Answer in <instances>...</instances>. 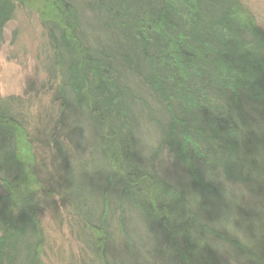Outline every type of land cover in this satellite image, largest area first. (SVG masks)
<instances>
[{"label": "trees", "instance_id": "trees-1", "mask_svg": "<svg viewBox=\"0 0 264 264\" xmlns=\"http://www.w3.org/2000/svg\"><path fill=\"white\" fill-rule=\"evenodd\" d=\"M21 8L57 109L45 158L31 84L0 98V264H47V208L85 245L78 264H264V28L248 4L0 0V43Z\"/></svg>", "mask_w": 264, "mask_h": 264}, {"label": "rangeland", "instance_id": "rangeland-1", "mask_svg": "<svg viewBox=\"0 0 264 264\" xmlns=\"http://www.w3.org/2000/svg\"><path fill=\"white\" fill-rule=\"evenodd\" d=\"M256 14L264 28V0H243ZM41 25L35 13L21 8L17 16L8 23L5 41L0 43V98L10 95H24L29 85L33 87V121L31 130L40 138V153L48 157L44 140L47 131L54 124L55 109L52 92L41 87V73H38L37 55L41 45ZM46 128V129H45ZM44 137V138H43ZM42 144V145H41ZM60 220L56 210L47 208L43 215L46 235L45 260L47 264H78L90 260L85 245L71 232L64 214ZM127 256L122 264H151L139 257ZM78 262V263H77ZM90 262V261H89Z\"/></svg>", "mask_w": 264, "mask_h": 264}]
</instances>
